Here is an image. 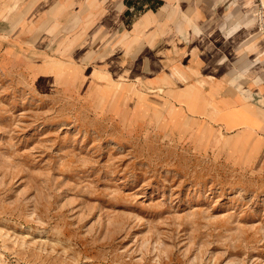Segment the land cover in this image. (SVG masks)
<instances>
[{
  "label": "rangeland",
  "instance_id": "rangeland-1",
  "mask_svg": "<svg viewBox=\"0 0 264 264\" xmlns=\"http://www.w3.org/2000/svg\"><path fill=\"white\" fill-rule=\"evenodd\" d=\"M111 1L0 0V264H264V129L245 104L264 118V95L244 71L225 91L244 103L153 77L127 32L148 1L120 29ZM230 2L264 50V0Z\"/></svg>",
  "mask_w": 264,
  "mask_h": 264
},
{
  "label": "crops",
  "instance_id": "crops-1",
  "mask_svg": "<svg viewBox=\"0 0 264 264\" xmlns=\"http://www.w3.org/2000/svg\"><path fill=\"white\" fill-rule=\"evenodd\" d=\"M143 1L146 0L111 1L119 11L118 22L112 27L124 28L126 15L137 13ZM147 1L145 10L137 18L135 16L136 20L132 21L130 29L126 31L130 33L136 24L141 25L138 26L139 34L142 33V38L146 37L151 61H155L157 67L153 77L169 78V71L177 70L181 76L189 79L185 85L196 84L206 92L213 87L214 94L229 98L230 103L235 100L237 102V98L239 102L244 103L237 95L225 94L228 88H233L226 78L244 71L242 75L251 83L243 86V92L251 94L252 98L253 95H264V50L252 51V46L249 47L251 44L248 45L251 39L244 40L245 37L241 36L239 32L245 28L244 25L233 22L230 0ZM146 15L148 24L143 25L142 20ZM221 61L228 62L230 66L221 64ZM257 62L263 66L257 68ZM173 85L177 86L176 83ZM245 104L253 108L263 130L264 118L260 117L256 106ZM212 109L209 107L210 111ZM212 123L219 131L220 124L213 121ZM262 130L259 133H262ZM222 134L233 137L235 132L223 131Z\"/></svg>",
  "mask_w": 264,
  "mask_h": 264
}]
</instances>
